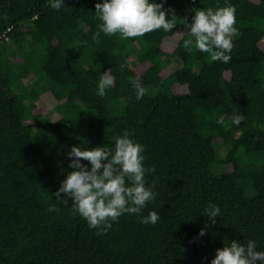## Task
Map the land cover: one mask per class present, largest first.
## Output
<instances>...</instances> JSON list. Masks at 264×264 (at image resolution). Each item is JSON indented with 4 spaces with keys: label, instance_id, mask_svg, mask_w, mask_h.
Wrapping results in <instances>:
<instances>
[{
    "label": "trees",
    "instance_id": "obj_1",
    "mask_svg": "<svg viewBox=\"0 0 264 264\" xmlns=\"http://www.w3.org/2000/svg\"><path fill=\"white\" fill-rule=\"evenodd\" d=\"M102 2L64 0L53 10L50 0H0V264H210L232 240H253L264 251V0H165L168 18L188 23L194 9L234 6L238 35L229 63L186 52L181 35L164 52L165 39L188 31L180 23L136 38L101 33L97 42L95 4ZM126 57L146 69L136 75ZM171 58L180 67L162 76ZM108 69L115 82L100 97L98 81ZM28 76L29 97L47 90L57 121L29 116L27 93L13 88ZM130 77L147 90L139 101ZM174 85L186 92L173 93ZM234 114L245 119L234 125ZM125 130L144 146V167L156 169L145 174V186L155 182L157 196L97 235L72 214L71 201L52 194L72 171V146L112 147ZM226 165L231 171L221 173ZM209 204L220 208L215 224L204 214ZM150 211L160 219L141 223Z\"/></svg>",
    "mask_w": 264,
    "mask_h": 264
},
{
    "label": "clouds",
    "instance_id": "obj_2",
    "mask_svg": "<svg viewBox=\"0 0 264 264\" xmlns=\"http://www.w3.org/2000/svg\"><path fill=\"white\" fill-rule=\"evenodd\" d=\"M165 0L157 3L154 0H103L95 4L96 18L101 21L97 25L98 31L94 39L98 42L100 34L114 36L120 39L142 37L147 33L163 29L172 31L177 23L187 25L188 31L178 32L183 38V48L186 52L197 50L207 53L210 62L220 61L229 63L232 59L233 37L238 35L235 28V7L226 5L215 9H194L191 23L187 19L177 20L175 15L168 18L164 10ZM53 10H60L64 0H50ZM115 77L110 69L100 75L96 94L106 95V90L114 85ZM135 90V98L141 100L147 93L139 78H129ZM234 125H239L245 117L234 114L231 118ZM223 123V121H221ZM133 132L125 130L114 138V145L82 149L72 146L67 153L70 158L66 178L52 195L55 201L64 205L71 201L73 215L85 219L90 228L97 229V235H106L113 222L124 214L139 215L147 203L156 199L153 191L155 182L150 187L145 186V174L154 173L155 167L145 168L142 155L144 146L135 142L131 137ZM81 161H87L89 168ZM59 212L55 205L47 209ZM204 214L210 224H215V217L220 216V208L209 204ZM160 219L156 211L142 216L143 224H156ZM206 228H202L198 235L204 236ZM264 264V251L257 250V244L248 240L247 244L232 240L227 246L217 249L210 264Z\"/></svg>",
    "mask_w": 264,
    "mask_h": 264
},
{
    "label": "rangeland",
    "instance_id": "obj_3",
    "mask_svg": "<svg viewBox=\"0 0 264 264\" xmlns=\"http://www.w3.org/2000/svg\"><path fill=\"white\" fill-rule=\"evenodd\" d=\"M180 34L176 33L175 36L172 38L165 39L162 43V48L164 52L170 53L173 51L175 47V43L177 39L179 38ZM233 37V39H235ZM259 48L264 53V38L259 42L258 44ZM14 49V47H12ZM14 62L20 61L19 59H13ZM165 61V59H164ZM126 66L131 69L136 75H140L147 67V64H137L131 57H126L125 59ZM180 67V62L176 58H171L166 60V67L162 71L161 75L166 76L171 71L177 69ZM194 70L197 71V68ZM227 75H225L226 77ZM14 92L16 94H19L20 92L24 91L27 93V96L23 98V103L26 107V110L29 114V116H39L41 118H46L49 121L55 122L60 118L59 113L56 109V102L51 97L50 93L45 90L44 92H37L35 93V97L31 98L29 97L30 92L33 90V80L31 76H28L26 78H22L18 82H15L13 84ZM172 92L175 94L179 93H185L186 89L184 86H173ZM27 124H32V120L30 118L26 121ZM217 153L219 157H223L225 154V150L221 147H216ZM260 155V154H258ZM262 157L260 155L259 159ZM219 171L221 173H227L231 171V167L229 165L223 166L219 168ZM245 194L247 197H252V191L251 189H245Z\"/></svg>",
    "mask_w": 264,
    "mask_h": 264
}]
</instances>
